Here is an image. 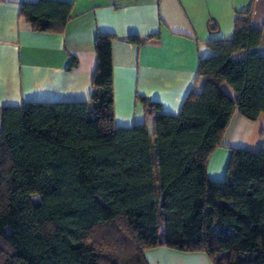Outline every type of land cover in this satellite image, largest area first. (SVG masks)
<instances>
[{
    "label": "trees",
    "instance_id": "obj_1",
    "mask_svg": "<svg viewBox=\"0 0 264 264\" xmlns=\"http://www.w3.org/2000/svg\"><path fill=\"white\" fill-rule=\"evenodd\" d=\"M70 7L22 1L19 12L33 30L59 31ZM261 36L251 7L236 12L177 113L141 96L153 135L114 123L111 33L95 37L87 100L2 107L0 264H148L143 250L161 244L214 264H264V148L233 147L224 179L206 173L231 115L264 113Z\"/></svg>",
    "mask_w": 264,
    "mask_h": 264
},
{
    "label": "crops",
    "instance_id": "obj_2",
    "mask_svg": "<svg viewBox=\"0 0 264 264\" xmlns=\"http://www.w3.org/2000/svg\"><path fill=\"white\" fill-rule=\"evenodd\" d=\"M22 1L35 0H0V122L4 106L87 100L98 33L113 35L115 125L145 123L150 135L152 115L145 114L140 97L159 103L166 113H177L188 92L203 86L199 59L213 53L211 43L232 37L236 12L251 7V24L262 30L257 49L264 54V0H62L71 7L59 31L33 30L19 12ZM129 35L141 42L129 41ZM223 88L235 96L227 84ZM233 147L264 148V113L255 120L237 111L231 115L207 160L210 179H224ZM143 254L148 264H214L203 251L163 244Z\"/></svg>",
    "mask_w": 264,
    "mask_h": 264
}]
</instances>
